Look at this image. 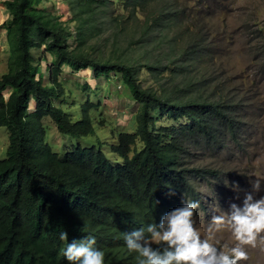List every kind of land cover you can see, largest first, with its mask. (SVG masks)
<instances>
[{"label": "trees", "instance_id": "obj_1", "mask_svg": "<svg viewBox=\"0 0 264 264\" xmlns=\"http://www.w3.org/2000/svg\"><path fill=\"white\" fill-rule=\"evenodd\" d=\"M45 1H3L10 11L1 25L10 57L8 71L0 75V127L9 132L6 156L0 157V264H54L68 243L60 233H74L104 210L125 204L159 220L188 199L200 200L192 178L215 170L190 166L189 146L220 150L243 137L239 100L220 84L218 98L210 99L204 80L196 83L189 75L191 59L204 58L199 53L205 51L206 33L204 27L196 35L191 32L181 0H67L76 29ZM187 1L195 5L196 0ZM145 13L141 33L128 29ZM106 28L115 40L141 45L144 52L135 56L114 50L107 56L83 48ZM165 38L167 54L156 53ZM33 48L52 56L48 81L39 73ZM64 65L76 71L90 68L97 78L120 76L138 105L132 118L136 128L114 132L110 140L78 142L64 154L54 150L46 117L74 138L97 133L93 110L99 103L88 99L76 112L62 105ZM143 70L155 85L146 84Z\"/></svg>", "mask_w": 264, "mask_h": 264}, {"label": "rangeland", "instance_id": "obj_2", "mask_svg": "<svg viewBox=\"0 0 264 264\" xmlns=\"http://www.w3.org/2000/svg\"><path fill=\"white\" fill-rule=\"evenodd\" d=\"M186 1L180 2L187 6L185 19L192 27L191 32L196 35L204 27L206 33L202 34L206 40L205 51L199 53L204 55V58L191 59L189 75L196 83L204 80L206 85L203 86V92L209 95L210 99L218 98L215 88L219 84L224 87L233 98L239 100L237 105L244 119L240 143H230L220 150L190 145L186 154L190 166L215 170L214 175H195L192 178L200 195V208L197 209L194 219L197 227L203 232L212 215L216 214L213 206L218 211H228L232 203L242 205L245 193L252 191L251 182L257 177L262 180L261 190L254 195L257 198L264 196V0H196L193 1L195 5H189ZM43 3L42 5L45 4L50 10L61 14L63 19L68 20L71 28L76 29L78 22L69 21L72 13L67 0H46ZM118 11L122 10L119 8ZM4 16L5 13L2 14L0 23ZM146 16L147 13L133 21L128 25V29L141 33ZM97 24L100 27V23ZM4 30L5 28L0 26V45L3 44L0 49V75L8 71L10 57L9 47L4 44L6 30L2 36ZM113 33L108 28L99 29L89 37L83 48L92 55L99 54L102 50L107 56L114 53V50L135 56L144 52L141 45L119 42L118 38L115 40ZM166 39L163 45L156 49V53L167 54L169 47ZM197 40L202 41L198 38ZM119 46L121 49L117 50ZM33 53L39 64V73L48 81L52 56L44 57L38 48H33ZM63 70L64 109L66 112H76L88 99L99 103L93 110L97 133L94 136L74 138L62 134L51 117H46L44 121L48 128L49 142L54 150L64 154L67 151L65 149L71 150L78 142L84 143L89 139L91 144V140L97 137L103 138V141L110 140L114 132L133 131L136 128L137 121L132 118L138 105L124 88L120 76L113 74L111 78H97L90 68L76 71L68 65H64ZM140 75L146 84H156L149 71L143 70ZM165 78V82L169 80L168 77ZM10 91L11 89L6 91L5 96L8 97ZM34 105V101L31 102L32 108ZM157 126H160L159 123ZM8 144L9 132L7 127L2 126L0 157L6 156ZM63 150L65 151L62 152ZM237 184L239 191L234 189ZM218 239L222 244L233 243L227 232L220 233ZM246 250L249 259L241 261L240 264H264V250L251 247Z\"/></svg>", "mask_w": 264, "mask_h": 264}, {"label": "clouds", "instance_id": "obj_3", "mask_svg": "<svg viewBox=\"0 0 264 264\" xmlns=\"http://www.w3.org/2000/svg\"><path fill=\"white\" fill-rule=\"evenodd\" d=\"M261 181L251 182L242 205L232 203L228 211L213 206L216 214L203 232L194 219L199 200L188 199L159 220L125 204L104 210L74 233H60L68 243L59 246L63 257L54 264H240L249 259L246 248L264 250V196L254 195ZM234 189L239 191V185ZM222 232L230 234L232 244L221 243Z\"/></svg>", "mask_w": 264, "mask_h": 264}, {"label": "crops", "instance_id": "obj_4", "mask_svg": "<svg viewBox=\"0 0 264 264\" xmlns=\"http://www.w3.org/2000/svg\"><path fill=\"white\" fill-rule=\"evenodd\" d=\"M4 0H0V18H2V14L5 13L4 20L0 23V26L10 17V11L3 5ZM3 19V18H2ZM5 34V30L2 32V36ZM2 39V38H1ZM7 38L4 37V44H7L6 42ZM3 45V44H2ZM2 45H0V49L2 48Z\"/></svg>", "mask_w": 264, "mask_h": 264}]
</instances>
